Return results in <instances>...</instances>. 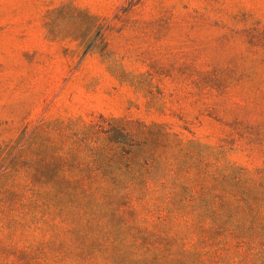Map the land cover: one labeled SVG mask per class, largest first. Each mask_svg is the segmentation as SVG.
<instances>
[{"label":"trees","instance_id":"16d2710c","mask_svg":"<svg viewBox=\"0 0 264 264\" xmlns=\"http://www.w3.org/2000/svg\"><path fill=\"white\" fill-rule=\"evenodd\" d=\"M102 27L72 3L45 22L86 47ZM25 134L0 143V264H264V165L127 117Z\"/></svg>","mask_w":264,"mask_h":264},{"label":"rangeland","instance_id":"374dc122","mask_svg":"<svg viewBox=\"0 0 264 264\" xmlns=\"http://www.w3.org/2000/svg\"><path fill=\"white\" fill-rule=\"evenodd\" d=\"M65 3L101 18L88 47L47 36V13ZM100 114L263 166L264 0H0V143Z\"/></svg>","mask_w":264,"mask_h":264}]
</instances>
